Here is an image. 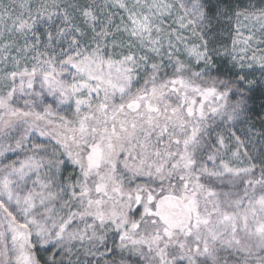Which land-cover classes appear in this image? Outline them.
I'll use <instances>...</instances> for the list:
<instances>
[{"label": "snow or ice", "instance_id": "1", "mask_svg": "<svg viewBox=\"0 0 264 264\" xmlns=\"http://www.w3.org/2000/svg\"><path fill=\"white\" fill-rule=\"evenodd\" d=\"M264 0H0V264H264Z\"/></svg>", "mask_w": 264, "mask_h": 264}, {"label": "trees", "instance_id": "2", "mask_svg": "<svg viewBox=\"0 0 264 264\" xmlns=\"http://www.w3.org/2000/svg\"><path fill=\"white\" fill-rule=\"evenodd\" d=\"M254 111L259 112L261 110V105L264 104V99L261 98V94L259 92L254 94Z\"/></svg>", "mask_w": 264, "mask_h": 264}]
</instances>
